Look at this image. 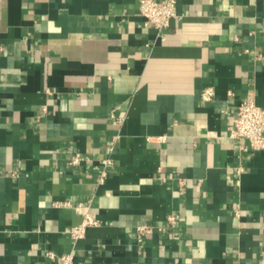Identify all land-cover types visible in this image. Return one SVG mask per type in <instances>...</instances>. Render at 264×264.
<instances>
[{"label":"crops","instance_id":"0c3cea01","mask_svg":"<svg viewBox=\"0 0 264 264\" xmlns=\"http://www.w3.org/2000/svg\"><path fill=\"white\" fill-rule=\"evenodd\" d=\"M250 98L264 0H178L163 37L139 0H0V264H264V151L229 137Z\"/></svg>","mask_w":264,"mask_h":264},{"label":"built area","instance_id":"2783aa9c","mask_svg":"<svg viewBox=\"0 0 264 264\" xmlns=\"http://www.w3.org/2000/svg\"><path fill=\"white\" fill-rule=\"evenodd\" d=\"M178 0H139V14L144 18V23L147 26L153 27L160 37H163L170 21L176 17V4ZM211 92L206 91L203 94L204 99H210ZM229 137L231 139H244L247 142V149L251 151H264V108L256 105L253 98L243 100L237 106L236 116L229 127ZM82 158L80 155L72 156L69 161V166L80 164ZM97 182L101 183L106 176V167L110 164V160L102 162ZM240 169H237L239 171ZM18 170L12 172V176L16 177ZM2 171L0 170V178ZM70 205V203H69ZM75 208L83 209L84 215L81 223L74 226L68 232L70 239L73 243L81 239L88 227L96 226L97 220L89 212V203H77ZM238 214H236V217ZM173 221V217L168 218ZM150 227L142 226L138 228L139 233L150 232ZM49 259L54 260L56 256L49 252L47 253ZM74 253L73 251L57 257L58 264H73Z\"/></svg>","mask_w":264,"mask_h":264}]
</instances>
